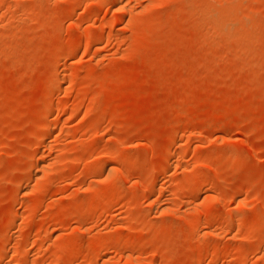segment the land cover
Listing matches in <instances>:
<instances>
[{
	"label": "rangeland",
	"instance_id": "1",
	"mask_svg": "<svg viewBox=\"0 0 264 264\" xmlns=\"http://www.w3.org/2000/svg\"><path fill=\"white\" fill-rule=\"evenodd\" d=\"M0 264H264V0H0Z\"/></svg>",
	"mask_w": 264,
	"mask_h": 264
},
{
	"label": "bare ground",
	"instance_id": "2",
	"mask_svg": "<svg viewBox=\"0 0 264 264\" xmlns=\"http://www.w3.org/2000/svg\"><path fill=\"white\" fill-rule=\"evenodd\" d=\"M68 54V53H67ZM65 74V73H64ZM63 75V74H62ZM56 81H54L55 82V86H56V88L58 89V88H60V87H62V85H63V77L61 76V75H58L57 76V78L55 79ZM55 89V88H54ZM49 113V112H48Z\"/></svg>",
	"mask_w": 264,
	"mask_h": 264
}]
</instances>
